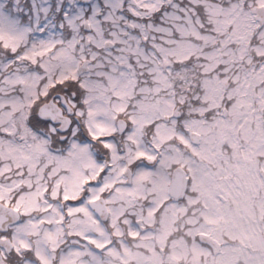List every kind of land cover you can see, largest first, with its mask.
Returning <instances> with one entry per match:
<instances>
[{"label":"snow or ice","instance_id":"1","mask_svg":"<svg viewBox=\"0 0 264 264\" xmlns=\"http://www.w3.org/2000/svg\"><path fill=\"white\" fill-rule=\"evenodd\" d=\"M0 264H264V0H0Z\"/></svg>","mask_w":264,"mask_h":264}]
</instances>
